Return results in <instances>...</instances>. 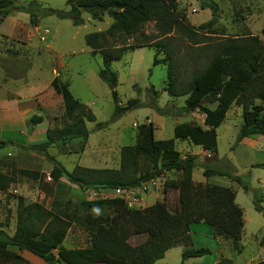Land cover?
<instances>
[{
    "label": "trees",
    "instance_id": "16d2710c",
    "mask_svg": "<svg viewBox=\"0 0 264 264\" xmlns=\"http://www.w3.org/2000/svg\"><path fill=\"white\" fill-rule=\"evenodd\" d=\"M178 0H67L69 11L44 8L40 17L56 16L61 20H71L75 27L84 25L83 14H89L95 21H101L107 14L114 22L104 33H94L86 37V45L93 51L101 50L103 68L99 78L112 86L118 84V75L112 64L120 61L131 49L142 46L111 49L107 46L109 38L117 34L134 36L148 22H155L163 40L152 45L165 58L154 57V66L165 65L168 69L167 92L173 98L187 97L182 111L199 113L204 116L203 126L189 123L178 124L174 128V139L157 140L152 122L137 127L136 142L120 151L119 169H94L76 166L68 171L56 163L50 172L51 189L58 191L76 186L81 191H115L118 189L134 191L146 183L163 178L167 173L179 174L177 180H167L166 189L179 190L180 208L170 212L162 203L145 210L131 211L120 198H107L73 203L53 199L50 210L35 204L29 210L22 208L13 236L2 230L0 223V264L21 261L19 252H29L46 264H159L165 254L183 246L181 264L187 260L211 255L209 248L194 249L191 227L206 224L213 228L217 239L230 240L233 249L241 251L244 221L243 211L236 203V192L230 187L211 183L196 184L194 171L199 167L197 156L182 158L176 149L175 141H189L205 152L218 151L217 129L223 124L227 113L234 103L243 110V125L239 130L235 145L244 139L264 136V44L252 35L242 37H205L208 42H198L197 29L191 28L175 12ZM202 11L210 10L211 20L199 26V30L211 31L219 20L220 6L215 0H197ZM41 4L32 1L28 6H17L16 0H0V16L7 17L12 12L30 15L32 27H38V11ZM184 37L189 41L193 57L189 62L192 72L183 75L179 54L176 52L173 37ZM215 36L213 32H207ZM64 105V124L49 127L46 141L40 144L23 146L1 138L0 151L8 146H18L32 153L47 154L56 147L60 154L72 152L69 143L75 140L87 141L91 131L88 123L97 122L96 116L80 103L72 94L69 85L59 81ZM114 112L109 122H97L95 131H100L110 123L120 119L128 112L140 109L138 99L129 100L126 106L118 105L116 91L113 92ZM259 101L260 103H256ZM206 104L216 105L214 109ZM158 113L164 110L153 105ZM31 123L35 127L43 123V117L33 115ZM75 153V152H74ZM254 168H263L256 164ZM44 181V175L31 172ZM203 176L225 177L239 185L245 192L250 190L248 178L237 176L230 171L204 168ZM67 181V184L62 182ZM6 178L0 174V190ZM70 185V186H69ZM55 194V193H54ZM53 194V195H54ZM262 197L256 195L253 201L257 212L264 211ZM100 210L99 214H92ZM109 214H102V211ZM81 212V213H80ZM89 213L84 217L82 213ZM73 224L84 227L90 232L91 246L88 248L68 249L64 246L69 229ZM147 234V241L133 247L128 243L132 235ZM264 245V236L262 238ZM57 249L58 258L52 251ZM218 264H232L221 258ZM256 264H264L261 261Z\"/></svg>",
    "mask_w": 264,
    "mask_h": 264
},
{
    "label": "rangeland",
    "instance_id": "374dc122",
    "mask_svg": "<svg viewBox=\"0 0 264 264\" xmlns=\"http://www.w3.org/2000/svg\"><path fill=\"white\" fill-rule=\"evenodd\" d=\"M38 1L40 28L32 27L30 15L12 12L7 17L0 16V106L7 101L24 103L23 114L10 131L1 130V138L23 146L45 142L44 133L49 127L64 124V105L59 88V81L69 85L73 96L91 111L97 122H109L114 112L113 91H116L118 105L126 106L129 100L138 99L142 108L128 112L120 119L112 122L103 130L95 131L96 123H88L91 134L87 141L75 140L69 143L72 152L60 154L56 147H51L47 154L32 153L18 146H8L0 151V174L6 178L0 190V223L2 230L13 236L18 223V214L22 208L29 210L35 204L50 210L53 199L73 203L112 198L109 191H81L76 186L53 193L49 178L55 162L68 171L76 166L94 169H119L120 151L122 147L134 145L137 127L152 122L157 140L174 139V128L178 124L189 123L201 125L204 116L199 113H185L187 97L173 98L167 92L168 69L165 65L154 66V57L162 60L165 54L152 45L163 40L155 22L145 23L132 37L117 34L109 38L107 46L111 49L137 47L135 51L128 49L120 61L112 64V70L118 75V84L114 89L99 78L103 68L101 50L93 51L85 43L88 35L106 32L113 20L107 15L101 21H95L84 13V25L75 27L71 20H61L56 16L40 17L44 8L69 11L67 0H16L17 6H28ZM220 6L219 20L211 31L199 30V26L211 20L210 10L202 11L197 0H178L175 12L194 29H197L198 42H208L205 37H242L252 35L264 44V0H215ZM39 26V25H38ZM219 35L212 36L207 32ZM173 43L179 59L183 63V75L187 78L192 72L190 67L193 57L189 41L177 37L174 33ZM256 103H260L256 101ZM153 105L164 110L158 113ZM211 109L216 105L206 104ZM41 106V108H40ZM40 115L44 124L33 126L31 117ZM7 122L3 120V125ZM243 125V110L234 103L226 115L223 124L217 129L218 151L205 152L201 147L189 141L176 140V149L182 158L197 156L199 167L195 169L193 180L196 184H215L230 187L236 192V203L243 211L244 228L239 242L241 251L233 249L230 240H224L223 254L213 253L203 258L190 259L185 264H213L218 258H226L232 264H256L264 261V211L259 213L254 208L256 195L262 197L264 209V169L254 168L264 163V136L251 137L235 145L240 128ZM2 123L0 128L3 129ZM46 138V137H45ZM75 152V153H74ZM204 168L230 171L237 176L248 178L250 190L245 192L239 185L225 177L203 176ZM38 172L44 175V181L32 175ZM179 174L167 173L152 183H146L132 191L127 204L131 211L145 210L157 203H162L170 212L180 208L179 190L166 189L167 180H177ZM62 182L67 184L65 179ZM55 193V194H54ZM54 194V195H53ZM97 210L92 214H99ZM81 213V212H80ZM102 211V214H109ZM84 217L89 213L83 212ZM197 231L193 237L194 249L209 247V238L205 232ZM203 233V234H200ZM147 234L132 235L128 243L133 246L144 244ZM64 246L68 249L88 248L91 246L90 232L73 224L69 229ZM211 250V249H210ZM183 246L169 250L160 264H181ZM21 261L3 264H46L43 260L29 252H19ZM58 258L57 249L52 251Z\"/></svg>",
    "mask_w": 264,
    "mask_h": 264
},
{
    "label": "crops",
    "instance_id": "0c3cea01",
    "mask_svg": "<svg viewBox=\"0 0 264 264\" xmlns=\"http://www.w3.org/2000/svg\"><path fill=\"white\" fill-rule=\"evenodd\" d=\"M21 13H15V15H19ZM36 28H40V24L38 27H35ZM3 105L0 106V124L2 123V126H3V131H10L12 128H13V125L17 122V118L22 116L23 114V104L24 103H19V102H10V101H7L5 103H1ZM41 108V106H40ZM40 116V115H39ZM3 120L6 123V125L4 124L3 125ZM45 120L43 119V123L41 124H44ZM1 126V127H2ZM46 132H47V129L45 130V135H44V141H46L47 138L46 137ZM248 139V138H246ZM244 139V140H246ZM195 225H206V224H195ZM193 225V226H195ZM193 226L191 227V237H192V244L194 242H196L195 238L193 237L195 234H197V231H193ZM198 230H200L201 232H205V235L207 238H209V242L208 243H205L207 244L209 247H202V248H209L211 249V251L213 253H218L219 255L223 254V251H222V248L223 246L225 245V241H223L222 239H217L214 235V230L212 227L206 225V228H202L203 226H196ZM200 234H203V233H200ZM162 261V260H161ZM219 263V258L213 263V264H218ZM159 264H160V261H159Z\"/></svg>",
    "mask_w": 264,
    "mask_h": 264
},
{
    "label": "built area",
    "instance_id": "2783aa9c",
    "mask_svg": "<svg viewBox=\"0 0 264 264\" xmlns=\"http://www.w3.org/2000/svg\"><path fill=\"white\" fill-rule=\"evenodd\" d=\"M111 192H112V198L123 199L127 204H129L128 201L130 198L133 200H136L134 197L131 196L132 191H129V190L118 189V190L111 191Z\"/></svg>",
    "mask_w": 264,
    "mask_h": 264
}]
</instances>
